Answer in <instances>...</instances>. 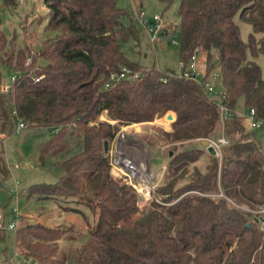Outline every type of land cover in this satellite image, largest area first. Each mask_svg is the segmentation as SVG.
Instances as JSON below:
<instances>
[{
  "label": "trees",
  "instance_id": "obj_1",
  "mask_svg": "<svg viewBox=\"0 0 264 264\" xmlns=\"http://www.w3.org/2000/svg\"><path fill=\"white\" fill-rule=\"evenodd\" d=\"M18 1L0 0V66L15 76L4 89L0 75V138L15 130L17 116L26 127L52 130L41 151L59 156L63 173L23 194L63 196L62 211L73 209L90 230L82 247L69 249V263L60 246L66 229L23 217L15 230L19 254L36 264H264V222L256 214L264 206V148L243 114L254 107L264 120V69L255 61L264 56V0H179L180 25L169 30L179 32L184 69L201 49L202 79L129 62L120 40L136 30L122 23L118 0H44L51 34L31 54V46H17L1 29L2 12ZM159 1L169 7L175 0ZM237 15L251 26L247 41ZM122 66L142 70V78L105 88ZM214 72L230 110L221 160L201 143L221 131L218 102L202 83ZM239 100L243 113L235 111ZM168 113L174 120L160 128L172 151L165 181L140 207L136 187L112 174V143L124 126ZM3 151L0 175L7 176ZM67 201L88 208L94 220Z\"/></svg>",
  "mask_w": 264,
  "mask_h": 264
},
{
  "label": "rangeland",
  "instance_id": "obj_2",
  "mask_svg": "<svg viewBox=\"0 0 264 264\" xmlns=\"http://www.w3.org/2000/svg\"><path fill=\"white\" fill-rule=\"evenodd\" d=\"M118 6L125 11V14L121 17L122 23L126 26H133L136 30L134 35L120 40L121 48L125 52L128 61L137 64L142 69L155 68L166 74L182 75L184 68L180 57V35L179 32L174 33L169 30L170 27L175 28L176 25H180V17L177 14L179 0H175L169 7H166L159 0H118ZM141 11L150 20L158 14L162 15L164 24L169 31L159 41L154 43L150 41L148 33L138 19ZM48 13L44 0L18 1V6L15 10L2 12L1 29L9 39L15 38L17 46H23L24 44L31 46V54H34V51L39 49L41 42L51 34V32L46 30ZM235 20L240 26L243 40L247 41L251 26L242 21L239 15L235 17ZM173 41L176 43L174 44ZM255 61L264 69L263 55H259L255 58ZM201 65L202 68L205 66L203 57ZM0 75L1 87H5L11 84L14 72L6 66H0ZM211 79L216 83V90L212 97L218 101L219 94L224 87L220 77L218 79L212 77ZM245 108L243 101L239 100L235 106V111L243 113ZM163 121L164 126L170 127V120L163 117ZM161 125H148L146 134L145 124L125 126L121 128L112 143V174L116 177L124 175L129 183L133 182L136 184L137 191L142 196L139 200L140 207H143L153 197V191L149 189V194L145 195L144 190L148 189L145 185H150L151 181L143 177L144 175L141 176L139 174L141 172L135 169H138L136 168L138 165L143 168L147 164L144 156L145 137H149L151 140H153L152 138L158 140L161 137L160 128L163 126ZM220 126H222L221 122ZM130 129H132L131 132ZM253 131L264 148V120L259 126L254 127ZM51 132L52 130L45 127H24L0 138V151L4 150L3 154L9 166L8 175H0V213L4 212L7 225L12 219L13 209L17 207L25 219L34 218L47 226L66 229V235L60 240L61 254H65L67 258L69 256V263H72V258H70L72 252L69 249L73 250L74 248L82 247L90 234L85 219L73 209L62 211L57 203L59 199H63L61 195L57 196L59 198L57 201L55 199L43 201L27 198L23 194V191L31 184L55 182L63 173V169L58 163L59 156L41 151V144L51 136ZM151 142L154 145L153 141ZM168 147L163 151V154L159 148L152 147L150 162L151 170L156 180L160 176L162 157L165 161H168ZM132 155L134 160H136H132V163L136 165L133 168L131 167V162L128 161V165H125L126 162L124 163ZM142 157L144 161H142ZM16 163L19 165H16ZM147 168L148 165H146L145 169ZM121 169L126 171L127 174L121 172ZM156 186L157 183L151 184L154 190ZM62 204L80 207L89 217V221L92 222L94 220V216L89 209L80 203L67 201L62 202ZM15 235L16 231L7 227L3 235L0 236V262L36 264L31 259L19 256Z\"/></svg>",
  "mask_w": 264,
  "mask_h": 264
},
{
  "label": "built area",
  "instance_id": "obj_3",
  "mask_svg": "<svg viewBox=\"0 0 264 264\" xmlns=\"http://www.w3.org/2000/svg\"><path fill=\"white\" fill-rule=\"evenodd\" d=\"M23 1L24 0H19V2H23ZM138 19L144 26L146 32L148 33L151 42L153 43L157 42L165 35L166 26L164 24L163 17L161 14L154 16V18L150 20L141 11L138 15ZM173 43L175 44L176 42L173 41ZM30 62H31V58H28L27 63H30ZM201 62H202L201 49L197 48L191 55L189 63L184 69L185 70L184 74L186 76H190L196 79H202L203 71L202 69L199 68V64ZM142 75H143L142 70L134 69L128 66H122L118 71L111 72L109 74V77L107 81L105 82L104 87L109 88V87L115 86L119 82H124V81L136 82L142 78ZM212 77H214L215 79L219 78L218 74L214 72L208 78L202 81L204 88L210 93L211 96L216 90V83L212 81L211 79ZM14 79H15V76L12 77V80ZM34 80L39 81L40 77H34ZM7 87L8 86H5L4 89H6ZM225 95L226 93L223 89V91L219 94V100L217 101L219 112H220V121L222 124L221 131L215 137L206 138L209 141L208 145L213 147V149L215 150V155L220 160L222 158L223 147L229 142V139L227 135L225 134V129H224L225 119L230 115V110L223 101V98L225 97ZM243 114L249 119L252 127L259 126L262 122V119L257 116V111L254 107H250ZM24 127H26L25 122L17 116V124L15 127V130H19ZM205 147L207 149V146ZM16 165H19V164L16 163ZM131 184H133L136 187V189H138L135 183L131 182ZM146 186L148 187V190L152 189L153 197H156L154 193V188L151 187V183L150 185H146ZM220 194L223 195V193H220ZM256 214L258 215L259 218L260 217L264 218V206L261 209H259V211H256ZM22 220H23V216L18 211L17 207L13 209V216L8 225L4 221V213L1 212L0 213V228L5 229L8 227L9 229L16 230Z\"/></svg>",
  "mask_w": 264,
  "mask_h": 264
},
{
  "label": "crops",
  "instance_id": "obj_4",
  "mask_svg": "<svg viewBox=\"0 0 264 264\" xmlns=\"http://www.w3.org/2000/svg\"><path fill=\"white\" fill-rule=\"evenodd\" d=\"M202 63V62H201ZM201 63L199 64V68L200 69H202V65H201ZM174 116V115H173ZM101 118H103V119H107V112L106 111H103L102 112V114H101ZM164 118H166V116L164 117ZM140 124H145V134L148 132L147 131V129H146V127L148 126V125H151V124H156V125H161L163 128H169V127H167V126H164L165 124H164V121H163V117H161V118H156L154 121H149V122H143V123H133V124H129V125H127L126 127H130V126H132V125H140ZM170 126V125H169ZM125 127V126H124ZM127 130V129H126ZM131 130L132 129H130V132H131ZM156 136V135H155ZM153 140H151V138H149V137H145V160H146V162H147V164H145V168H146V165H148V167H149V171H150V175H151V179H149L151 182V184H154V183H157V186L158 185H161L164 181H165V177H166V175H165V171H166V166H167V164H168V161H169V155H168V161H165V159H163V157H162V160H161V163H162V165H161V170H160V176H159V179L158 180H156V178H155V176L153 175V173H152V170H151V151H152V147L154 146V147H157V148H159L160 150H161V152H162V154H163V151L166 149V147H167V144H165L164 143V140L162 139V138H159L158 140H156L155 138H152ZM151 141H153V144L154 145H152L151 143ZM137 149L139 150V148L137 147ZM140 151V150H139ZM111 152H112V150H111ZM132 158V159H131ZM128 160H129V162H131L132 163V160H134V157H133V155L132 156H130L129 158H127L125 161H124V163H125V165H128L129 163H128ZM135 161V160H134ZM197 163H198V161H197ZM134 165L135 164H133L132 163V165H131V167L133 168L134 167ZM136 166V165H135ZM128 167V166H127ZM136 168H138L139 170L142 168V166H136ZM121 172H123L124 174H127V172L126 171H124V170H122L121 169ZM136 178V177H135ZM146 182V181H145ZM149 182V181H148ZM156 186V187H157ZM17 253L19 254V252H18V250H17ZM19 256H20V254H19Z\"/></svg>",
  "mask_w": 264,
  "mask_h": 264
},
{
  "label": "water",
  "instance_id": "obj_5",
  "mask_svg": "<svg viewBox=\"0 0 264 264\" xmlns=\"http://www.w3.org/2000/svg\"><path fill=\"white\" fill-rule=\"evenodd\" d=\"M166 119H168V120H170V121H173V120H174V116H173V114H172V113H168V114L166 115ZM201 143H202L204 146H207V149H208V151H209L211 154L215 155V150L213 149V147L208 145V144H209L208 139H206V138H205V139H202ZM107 150H108V143H107V141H105V151H107ZM169 155H172V151H171V150L169 151ZM135 170L140 172L139 169H135ZM260 220L264 221V218H263V217H260Z\"/></svg>",
  "mask_w": 264,
  "mask_h": 264
},
{
  "label": "bare ground",
  "instance_id": "obj_6",
  "mask_svg": "<svg viewBox=\"0 0 264 264\" xmlns=\"http://www.w3.org/2000/svg\"><path fill=\"white\" fill-rule=\"evenodd\" d=\"M133 154H134V153H133ZM143 159H144V158L142 157V161H144ZM128 161H129V160H128ZM135 161H136V160H135ZM142 161H141V162H142ZM142 163H144V162H142ZM148 170H149V167H148L147 169H145V167H143L142 169H140V172H141L140 174H142V176L144 175L143 177H145L146 179H151ZM144 173H145V174H144ZM145 187L148 188L146 185H145ZM143 188H144V187H143ZM144 191H145V195H148V194H149V190H148V189H145Z\"/></svg>",
  "mask_w": 264,
  "mask_h": 264
}]
</instances>
